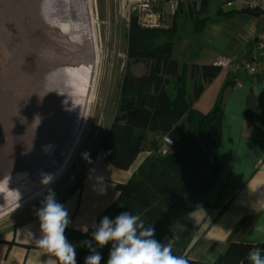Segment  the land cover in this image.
<instances>
[{
	"label": "crops",
	"instance_id": "0c3cea01",
	"mask_svg": "<svg viewBox=\"0 0 264 264\" xmlns=\"http://www.w3.org/2000/svg\"><path fill=\"white\" fill-rule=\"evenodd\" d=\"M215 1L218 5L202 33L180 29L185 34L175 42V61L213 66L221 56L242 63L258 51L263 17L237 5L226 8L227 0H210V4ZM221 7L232 11V17L217 16ZM221 95V170L218 180L204 194L209 207L182 218L164 239V244L171 243L172 252L206 264H213L232 243L264 244V69L255 75L222 70L195 100L193 109L207 114ZM148 155L141 153L124 171L99 151L81 187L61 202L69 213L70 231L86 234L83 228L89 230L115 204L120 196L117 185L128 183ZM98 176L105 178L103 185L98 183ZM7 235L10 241L2 242L6 236L0 240V264H44L48 256L34 242L41 235L37 217Z\"/></svg>",
	"mask_w": 264,
	"mask_h": 264
},
{
	"label": "trees",
	"instance_id": "16d2710c",
	"mask_svg": "<svg viewBox=\"0 0 264 264\" xmlns=\"http://www.w3.org/2000/svg\"><path fill=\"white\" fill-rule=\"evenodd\" d=\"M209 8L210 0H182L172 27L156 31H143L137 18H132L117 113L100 150L115 168L124 171L132 167L141 153L149 155L128 183L117 185L118 200L95 223L104 216L115 218L122 211H130L139 214L146 226L152 225L154 238L164 243L166 235L182 218L209 207L204 194L218 180L221 170L218 152L224 95L207 114L194 110L193 103L221 69L173 59L179 22L187 19L194 33H202L210 21ZM216 13L224 18L234 14L222 7ZM140 64L146 70L138 76L133 68ZM164 137L173 141V147L162 155L159 150ZM90 233L91 228L88 239ZM253 247L264 249V244L232 243L213 264H249L248 253ZM109 248L110 245L97 249L102 255L101 264H107ZM89 254L87 248L77 245V264H84ZM186 260L188 264H206Z\"/></svg>",
	"mask_w": 264,
	"mask_h": 264
},
{
	"label": "rangeland",
	"instance_id": "374dc122",
	"mask_svg": "<svg viewBox=\"0 0 264 264\" xmlns=\"http://www.w3.org/2000/svg\"><path fill=\"white\" fill-rule=\"evenodd\" d=\"M91 1L98 22L97 35L101 49V56L98 68L99 71L96 77L97 82L93 93L94 99L93 102L91 101L92 104L90 106L88 118L77 145L70 152L67 162L56 173L54 182L45 190L38 192L30 199H24L18 203H13L6 207L4 211H0V240L6 236L2 242L6 243L10 241L11 237H8L7 234H11L12 231L17 229V227L23 222L36 217L35 212L41 206V202L48 194L49 188L55 192L56 200L61 203L73 190L81 187L83 183L82 180L90 170L94 158L99 151H101L100 145L102 139L110 129L116 117L118 108L117 103L121 93L123 75L128 62L129 24L131 23L132 18L136 17V10L133 9V6L129 5V0ZM180 1L182 0H160L158 6L160 7L162 5L160 9L162 16L159 28L156 30L169 29L172 27ZM171 2H173L174 5H177L176 10L171 6ZM217 5V1L210 4L209 16L213 14L214 8ZM224 6L227 8L226 3H224ZM247 12L252 14L259 13L248 10ZM55 17L60 18L58 17V13L54 15V18ZM181 28H189L192 31V23L187 19L179 22V35L176 40L185 34L183 31L180 32ZM160 43H162V41H160ZM220 58L224 57H218L213 66H218L217 63ZM220 69L221 71H229L228 69H225V67L222 68V66ZM145 70L146 68L142 64L133 68V72L138 76L143 75ZM50 117L48 119L46 118L38 129L37 137L32 141L26 151L27 154H24L17 159L14 158L16 161L15 165L10 163V165H12L10 166V170L7 169V164H0V197H2L1 190L7 188L9 181L14 180L12 179L13 175L11 168L22 171L23 167L31 163L30 158L33 156H30V154L38 146V138L46 137V132L49 129ZM84 153L90 154L91 163L86 162L83 158ZM7 203L8 202L5 203V206H7ZM67 229L65 235L67 234L66 237L70 242L79 245L81 241L88 240L87 234L89 230L82 236L81 233H76L74 231L71 232L70 228Z\"/></svg>",
	"mask_w": 264,
	"mask_h": 264
},
{
	"label": "bare ground",
	"instance_id": "6f19581e",
	"mask_svg": "<svg viewBox=\"0 0 264 264\" xmlns=\"http://www.w3.org/2000/svg\"><path fill=\"white\" fill-rule=\"evenodd\" d=\"M57 3L60 18L53 22L55 31L51 39L54 42V78L52 84L48 80L45 84L50 87L49 99L53 102L49 129L46 137L38 138L39 148L31 152V163L22 171L11 168L14 180L1 190L0 211L47 188L40 185L39 174L46 172L56 176L67 162L82 134L94 99L101 49L92 1L57 0ZM46 145L54 146L47 154L42 151ZM3 159L0 158V164H7L8 170L16 164L14 159Z\"/></svg>",
	"mask_w": 264,
	"mask_h": 264
},
{
	"label": "water",
	"instance_id": "95a60500",
	"mask_svg": "<svg viewBox=\"0 0 264 264\" xmlns=\"http://www.w3.org/2000/svg\"><path fill=\"white\" fill-rule=\"evenodd\" d=\"M57 0H0V158L26 153L49 118ZM53 31V33H52ZM48 87V88H47ZM35 140V139H34Z\"/></svg>",
	"mask_w": 264,
	"mask_h": 264
},
{
	"label": "clouds",
	"instance_id": "9594fccd",
	"mask_svg": "<svg viewBox=\"0 0 264 264\" xmlns=\"http://www.w3.org/2000/svg\"><path fill=\"white\" fill-rule=\"evenodd\" d=\"M53 147L43 146L42 151L47 154ZM83 158L91 163L90 154L84 153ZM23 175L27 176V173ZM39 177L42 187H48L55 179L54 174L46 172H41ZM104 179L103 176L97 177L100 185H103ZM35 215L41 235L34 242L48 256L44 264H77V244L70 242L65 235L71 224L69 213L56 200L52 189L49 188ZM83 231L87 232L88 228L84 227ZM90 235L91 239L79 244L90 253L85 257L84 264H101L102 255L97 249L108 245L107 264H188L184 256L172 254L171 243L164 244L154 238L152 225L146 226L139 214L130 211H122L115 218L104 216L98 224L93 222ZM262 251L264 249L253 247L248 253L249 264H264Z\"/></svg>",
	"mask_w": 264,
	"mask_h": 264
},
{
	"label": "built area",
	"instance_id": "2783aa9c",
	"mask_svg": "<svg viewBox=\"0 0 264 264\" xmlns=\"http://www.w3.org/2000/svg\"><path fill=\"white\" fill-rule=\"evenodd\" d=\"M159 2L160 0H129V5L133 6V9L136 10L138 24L142 30L152 31L159 28L162 16V12L160 11L162 5L159 7ZM225 3L227 7L237 5L241 10L259 12L260 16L263 17V27L259 38V49L252 55L249 61L237 63L224 57L218 60L217 67H225V69L231 72L243 70L248 75L258 74L264 69V0H229ZM171 6L176 10L177 5L171 2ZM163 141L164 144L159 150V153L162 155L170 152L173 147V141L170 138L164 137Z\"/></svg>",
	"mask_w": 264,
	"mask_h": 264
}]
</instances>
